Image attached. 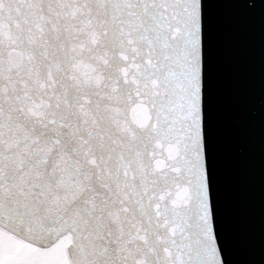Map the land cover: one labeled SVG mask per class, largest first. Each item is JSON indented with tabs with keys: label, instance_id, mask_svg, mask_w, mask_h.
<instances>
[{
	"label": "water",
	"instance_id": "water-1",
	"mask_svg": "<svg viewBox=\"0 0 264 264\" xmlns=\"http://www.w3.org/2000/svg\"><path fill=\"white\" fill-rule=\"evenodd\" d=\"M0 227L264 264V0H0Z\"/></svg>",
	"mask_w": 264,
	"mask_h": 264
},
{
	"label": "flooded vegetation",
	"instance_id": "flooded-vegetation-1",
	"mask_svg": "<svg viewBox=\"0 0 264 264\" xmlns=\"http://www.w3.org/2000/svg\"><path fill=\"white\" fill-rule=\"evenodd\" d=\"M72 238L70 231H63L52 244L41 247L0 227V264H71L68 248Z\"/></svg>",
	"mask_w": 264,
	"mask_h": 264
}]
</instances>
